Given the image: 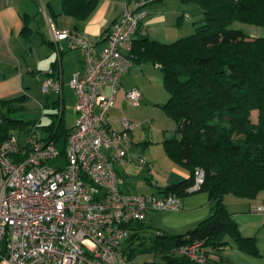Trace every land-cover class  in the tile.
<instances>
[{
    "label": "built area",
    "instance_id": "2783aa9c",
    "mask_svg": "<svg viewBox=\"0 0 264 264\" xmlns=\"http://www.w3.org/2000/svg\"><path fill=\"white\" fill-rule=\"evenodd\" d=\"M147 15L145 0L126 2L98 52L81 31L49 23L53 39H66L83 52V72L69 79L76 119L63 146L40 139L36 124L25 132L13 129L0 142V264H149L128 256V225L142 221L148 210H180L182 199L173 192L120 189L115 163L129 161V125L123 119L117 130L107 118L132 63L126 51ZM61 85L49 69L43 90L59 93ZM125 97L136 105L140 93L132 88ZM137 162L146 159L139 156ZM203 180L198 166L187 192L199 190ZM254 209L264 214V201ZM170 253L199 264L209 258L201 241L174 246Z\"/></svg>",
    "mask_w": 264,
    "mask_h": 264
},
{
    "label": "trees",
    "instance_id": "16d2710c",
    "mask_svg": "<svg viewBox=\"0 0 264 264\" xmlns=\"http://www.w3.org/2000/svg\"><path fill=\"white\" fill-rule=\"evenodd\" d=\"M161 1L145 0V6ZM180 3L201 10L200 17L191 14L190 34L168 43L140 35L132 39L137 47H131L135 53L140 50L142 59L160 65L168 93L162 106L175 122V134L165 140L166 150L191 172L187 179L165 186L164 191L179 195L187 192L193 183V171L200 166L204 180L199 190L208 192L212 212L196 226L176 234L142 221L130 223L124 244L130 257L150 249L163 258L159 264H198L186 256L171 254L170 249L201 241L209 255L206 264H226L228 260L219 251L228 239L246 253L259 254L255 237L241 234L223 198L226 194L255 198L264 190V35L251 37L239 25L264 27V0ZM61 4L62 13L76 19L73 30H80L97 0H61ZM26 100L25 94L0 99V142L11 130L25 132L35 124L49 131L46 140L55 142L63 130L54 120L40 126L37 119L12 117L18 108L16 103ZM253 110L257 111L256 121L251 118Z\"/></svg>",
    "mask_w": 264,
    "mask_h": 264
},
{
    "label": "crops",
    "instance_id": "0c3cea01",
    "mask_svg": "<svg viewBox=\"0 0 264 264\" xmlns=\"http://www.w3.org/2000/svg\"><path fill=\"white\" fill-rule=\"evenodd\" d=\"M125 4L126 0H97L95 9L82 22L78 31L94 41L96 52L103 46L106 34ZM146 8L147 18L132 39L146 35L161 42H171L190 34L193 31L191 14L200 17L201 12L197 6L182 5L180 0H163L148 4ZM180 15L182 17L178 19ZM50 22H54L59 29H73L76 19L62 13L61 0H0V99L21 94L27 95L28 99L33 85L40 84L42 88V80L52 69L54 77L62 78L61 91L57 93L50 89L46 92L42 88L45 93L54 92L56 96L51 101L46 99L41 107H52L49 113L52 118L45 124L54 120L61 126L63 132L54 140L63 146L66 133L72 129L76 119L75 95L69 79L74 73L83 72L84 57L82 49L70 46L68 40L53 39ZM240 24L251 37L264 35L262 26ZM126 52L132 63L121 77L115 102L107 111L109 125L121 130L122 120H126L131 137L127 154L129 161L115 163L118 184L124 192L164 193L165 186L187 179L191 172L188 166L176 162L166 150L165 140L175 134L171 132L175 122L166 115L162 106L168 93L163 85L160 65L142 59L138 48V53L132 51V47ZM132 88L140 93L136 105L125 97V92ZM68 101L73 103L70 104L69 123L64 117ZM37 120L40 126L45 125ZM37 134L43 140L49 131L37 129ZM139 156L145 157L144 164L137 162ZM179 196L182 199L180 210H148L142 222L176 234L196 226L212 212L206 190L184 192ZM223 201L241 234L255 237L259 251L258 255L246 253L237 247L234 240L228 239L219 251L228 260L226 264H264V214L254 209L257 203L264 201V190L259 191L255 198L226 194ZM210 255L217 257L212 253Z\"/></svg>",
    "mask_w": 264,
    "mask_h": 264
},
{
    "label": "rangeland",
    "instance_id": "374dc122",
    "mask_svg": "<svg viewBox=\"0 0 264 264\" xmlns=\"http://www.w3.org/2000/svg\"><path fill=\"white\" fill-rule=\"evenodd\" d=\"M239 25H241V24H239ZM32 88L33 89L30 93V97L25 102H23L22 104L19 102L16 103V106L18 108L15 112L12 113V117H14V118L15 117H21V118L26 119V120L39 119L41 124H45L48 121V119H50V117L52 118V116L49 115V113L52 112L51 111L52 107H48L45 105L44 109H42L41 104H43V102L46 101V99L48 101L53 100L56 95L54 92L45 93L42 90L40 84H38V85L34 84ZM70 104H73L72 101H68L66 104V108H65V116L64 117H65L67 123H69L71 120V112H72L71 110L72 109L70 108ZM152 114H155V113H152ZM166 115H168V114L166 113ZM251 118L254 121H256L258 119L256 110H253L251 112ZM37 129L40 130V129H42V127H37ZM14 130L16 133L23 132V130L20 128H16ZM171 132L175 133V125L172 126ZM169 159L172 160L171 157ZM49 162L51 163L52 161L49 160ZM134 256H135V260L148 262L149 264H159L163 260V258L160 256V254L158 252H154L150 249L144 250L142 252H137V253H135Z\"/></svg>",
    "mask_w": 264,
    "mask_h": 264
}]
</instances>
